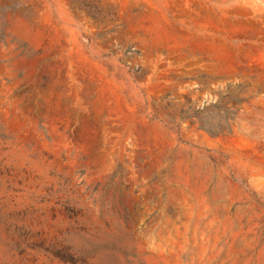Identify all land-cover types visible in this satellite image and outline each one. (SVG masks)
Listing matches in <instances>:
<instances>
[{
	"label": "rangeland",
	"instance_id": "obj_1",
	"mask_svg": "<svg viewBox=\"0 0 264 264\" xmlns=\"http://www.w3.org/2000/svg\"><path fill=\"white\" fill-rule=\"evenodd\" d=\"M0 264H264V0H0Z\"/></svg>",
	"mask_w": 264,
	"mask_h": 264
}]
</instances>
